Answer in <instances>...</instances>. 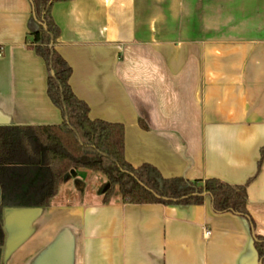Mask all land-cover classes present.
I'll list each match as a JSON object with an SVG mask.
<instances>
[{
	"label": "crops",
	"instance_id": "obj_1",
	"mask_svg": "<svg viewBox=\"0 0 264 264\" xmlns=\"http://www.w3.org/2000/svg\"><path fill=\"white\" fill-rule=\"evenodd\" d=\"M56 49L92 119L122 123L126 158L164 177L247 185L251 221L202 205L132 204L92 171L47 207L6 208L0 264H262L264 0H69ZM32 0H0V125L60 124L32 48ZM87 176V183L79 179ZM210 231V234L207 232Z\"/></svg>",
	"mask_w": 264,
	"mask_h": 264
},
{
	"label": "trees",
	"instance_id": "obj_2",
	"mask_svg": "<svg viewBox=\"0 0 264 264\" xmlns=\"http://www.w3.org/2000/svg\"><path fill=\"white\" fill-rule=\"evenodd\" d=\"M59 1L69 0H32L38 28L31 33V46L46 63L48 95L60 109L63 121L0 125L2 246L6 239L3 211L50 206L62 180L79 169L106 177V202L116 191L123 201L132 204L202 205L209 196L216 212H234L251 221L247 185H232L216 178H168L152 164L135 167L127 160L124 125L92 119L89 105L72 89V68L55 47L61 29L52 8ZM263 158L264 148L260 164ZM255 245L264 264V237L257 236Z\"/></svg>",
	"mask_w": 264,
	"mask_h": 264
},
{
	"label": "rangeland",
	"instance_id": "obj_3",
	"mask_svg": "<svg viewBox=\"0 0 264 264\" xmlns=\"http://www.w3.org/2000/svg\"><path fill=\"white\" fill-rule=\"evenodd\" d=\"M90 176H92V178H94V177H99L100 179H101V181L100 182H96V183H92V186L93 187H97V188H100V186H101V183L102 182H105V181H107V179H106V177L105 176H103L101 173H99V172H94V171H92L91 172V174H89ZM79 179L80 180H82V181H85L86 183H87V176H85V175H82V176H80L79 177ZM115 193H117V192H115ZM114 193V194H115ZM119 193V192H118Z\"/></svg>",
	"mask_w": 264,
	"mask_h": 264
},
{
	"label": "built area",
	"instance_id": "obj_4",
	"mask_svg": "<svg viewBox=\"0 0 264 264\" xmlns=\"http://www.w3.org/2000/svg\"><path fill=\"white\" fill-rule=\"evenodd\" d=\"M3 53H4V50H3V48H2V47H0V57H2V56H3ZM207 234H210V231H209V232H207Z\"/></svg>",
	"mask_w": 264,
	"mask_h": 264
},
{
	"label": "water",
	"instance_id": "obj_5",
	"mask_svg": "<svg viewBox=\"0 0 264 264\" xmlns=\"http://www.w3.org/2000/svg\"><path fill=\"white\" fill-rule=\"evenodd\" d=\"M71 174L74 175L75 174V170H72ZM0 201H1V187H0Z\"/></svg>",
	"mask_w": 264,
	"mask_h": 264
}]
</instances>
